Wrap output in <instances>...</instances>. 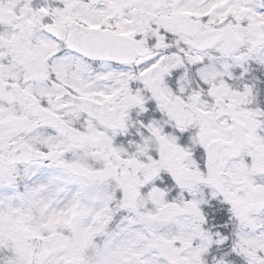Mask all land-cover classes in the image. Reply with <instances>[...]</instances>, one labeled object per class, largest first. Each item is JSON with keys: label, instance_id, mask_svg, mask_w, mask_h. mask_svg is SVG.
<instances>
[{"label": "snow or ice", "instance_id": "1", "mask_svg": "<svg viewBox=\"0 0 264 264\" xmlns=\"http://www.w3.org/2000/svg\"><path fill=\"white\" fill-rule=\"evenodd\" d=\"M0 264H264V0H0Z\"/></svg>", "mask_w": 264, "mask_h": 264}]
</instances>
